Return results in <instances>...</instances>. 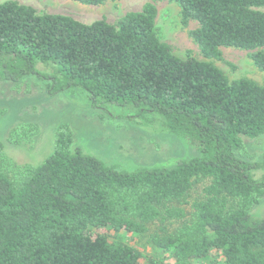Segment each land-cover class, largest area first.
<instances>
[{"label":"trees","instance_id":"obj_1","mask_svg":"<svg viewBox=\"0 0 264 264\" xmlns=\"http://www.w3.org/2000/svg\"><path fill=\"white\" fill-rule=\"evenodd\" d=\"M169 1L183 24L197 23L189 35L205 58L223 46L249 50L264 71V0ZM155 16L146 3L115 23H85L0 1V80L35 76L48 95L80 89L108 118L156 123L197 152L127 169L83 151L59 125L50 153L20 179L0 165V264H264V216L250 212L264 197V155L237 153L242 136H264V84L174 54ZM204 179L187 212L181 204ZM152 224L150 242L165 256L146 258L120 235Z\"/></svg>","mask_w":264,"mask_h":264},{"label":"rangeland","instance_id":"obj_2","mask_svg":"<svg viewBox=\"0 0 264 264\" xmlns=\"http://www.w3.org/2000/svg\"><path fill=\"white\" fill-rule=\"evenodd\" d=\"M4 1V0H0ZM31 5L38 12L67 14L85 23L105 18L116 20L130 11H139L146 3L156 8L155 29L161 41L167 43L179 57H193L213 62L229 79L247 77L264 84V71L252 63L251 51L234 47H221L220 58H205L189 35L197 27L194 20L181 21L180 7L169 0H115L100 5H88L74 0H16ZM41 71L49 66L36 65ZM66 124L73 143L106 163L132 169L142 165L173 164L178 159L197 152L176 136L162 130L158 124L141 125L122 119H110L100 110L90 107L86 94L80 89L48 95L43 82L28 76L17 82L0 80V165L12 179H20L28 165L42 160L53 148L59 125ZM243 147L238 155L250 162H260L264 155V136H242ZM262 170L253 171L260 178ZM203 183L198 182L181 206L190 211V203L198 197ZM250 212L264 216V197ZM172 230L179 221L168 220ZM158 222H156L157 224ZM155 225L143 235L123 232L126 243L136 247L146 258L165 256L150 242ZM167 260V259H166Z\"/></svg>","mask_w":264,"mask_h":264}]
</instances>
